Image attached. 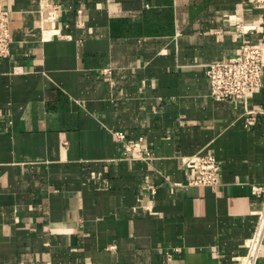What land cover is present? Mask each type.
I'll return each mask as SVG.
<instances>
[{"label":"crops","instance_id":"0c3cea01","mask_svg":"<svg viewBox=\"0 0 264 264\" xmlns=\"http://www.w3.org/2000/svg\"><path fill=\"white\" fill-rule=\"evenodd\" d=\"M2 4L0 264H241L263 206L264 79L216 101L206 68L264 48V5ZM116 132L153 158L125 157ZM199 153L220 164L215 188L189 184Z\"/></svg>","mask_w":264,"mask_h":264},{"label":"built area","instance_id":"2783aa9c","mask_svg":"<svg viewBox=\"0 0 264 264\" xmlns=\"http://www.w3.org/2000/svg\"><path fill=\"white\" fill-rule=\"evenodd\" d=\"M256 4L264 5V0H255ZM239 27V26H238ZM255 27L241 28L240 32L254 30ZM15 42V28L10 11L3 7L0 0V59L7 58L11 54L12 45ZM206 75L210 82L211 96L216 101H235L248 97L263 86L264 79V48L245 44L236 56L223 62H215L207 65ZM250 113V112H249ZM248 124H253L248 120ZM124 156L128 159L151 160V153L140 148V144H129L122 132H116ZM186 166H193L197 176L189 182L190 185L215 188L218 185L220 164L213 155L197 154L185 158ZM252 195L262 198L263 206L258 213L256 227L252 238L249 240L248 253L242 259L241 264H258L264 246V185L253 186ZM115 249V246H112Z\"/></svg>","mask_w":264,"mask_h":264},{"label":"bare ground","instance_id":"6f19581e","mask_svg":"<svg viewBox=\"0 0 264 264\" xmlns=\"http://www.w3.org/2000/svg\"><path fill=\"white\" fill-rule=\"evenodd\" d=\"M246 264H250L249 260L246 261Z\"/></svg>","mask_w":264,"mask_h":264}]
</instances>
